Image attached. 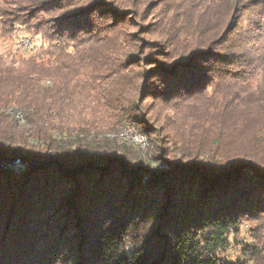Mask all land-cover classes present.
<instances>
[{
    "label": "trees",
    "instance_id": "1",
    "mask_svg": "<svg viewBox=\"0 0 264 264\" xmlns=\"http://www.w3.org/2000/svg\"><path fill=\"white\" fill-rule=\"evenodd\" d=\"M20 28L49 49L17 66L0 58V107H22L27 122L0 113V264H264L255 247L243 260L223 256L240 221L264 213V148L174 141L172 158L161 148L154 156L170 169L151 174L133 144L105 137L98 122L131 125L153 145L151 97L172 112L234 103L243 111L234 124L259 128L244 100L264 82V0H0L1 34ZM96 47L107 50L80 57ZM72 81L86 84L101 116L73 131L58 113Z\"/></svg>",
    "mask_w": 264,
    "mask_h": 264
},
{
    "label": "rangeland",
    "instance_id": "2",
    "mask_svg": "<svg viewBox=\"0 0 264 264\" xmlns=\"http://www.w3.org/2000/svg\"><path fill=\"white\" fill-rule=\"evenodd\" d=\"M160 9L161 7H158L156 12H160ZM42 49L48 50L49 43L41 35L31 37L29 33L22 28L16 30V32L10 36H3L0 32V58L6 62L16 63L17 66L21 64L23 60L38 54ZM106 50L107 49L98 47L91 49V51L85 49L80 53V55H82L80 57H98ZM70 52H72L71 56L75 59L76 52L74 50H71ZM70 72H72V70ZM69 74L61 72V74L59 73L58 75L63 78H67ZM85 85L86 84L80 81H72L68 86L69 92L74 93V96H71V99L66 100L68 104L63 110L61 109L58 112L64 117V121H61L67 130L73 131L77 128V126H79V124H85L87 122H91L93 119L101 118L100 115L96 114V110L93 109V97L89 98L86 96L87 93H85V91L81 93L82 89L86 88ZM138 85L139 89H142L145 84L142 80H139ZM148 85H151L150 88L158 86L154 80H150ZM258 85L259 86H254L250 89L248 95L245 97L246 99L244 100V103L246 102L245 104L253 107L254 111L250 114V117L254 118V120L255 118L264 119V82L259 83ZM45 86L50 88L53 84L51 81H47ZM65 93L66 92H64V95L68 96L67 93ZM30 96L33 100H47L50 97L49 95ZM70 101L73 103L71 104L72 107L69 106ZM232 104L233 105H228L227 102L226 105L228 109L219 110L222 112L212 111L211 104L208 102H203L199 105L186 104L177 112H172L170 111L168 105L159 103V101L148 97L143 103L145 111L144 115L150 119L151 125L156 128L159 134L156 137L158 139H152L154 140L152 145L149 143L147 137L143 135L148 141V146L145 149L133 145L127 146L141 153V156L145 159L147 165L152 170L151 174L170 169L167 163L160 161L159 159L156 160L154 156L157 157L155 152H158V149L161 148V150H170L171 155L169 157L172 158L174 155V141L180 144L178 145V148L183 147L192 151L199 149H219L222 152H228L230 154H233L236 147L240 144L244 145L245 148L248 149L264 148V136H259V131H261V127L264 124L259 125V128L257 125L254 126L255 124H253L252 121L249 123L247 121L244 123L241 121V124H234V121L237 119L236 114L242 110L235 107L236 104ZM0 113H3L6 116H11L20 127H26L27 122L25 118V110L22 107L15 105L0 107ZM51 113L54 121L56 120V122H59L57 121V117L55 115L56 112L53 111ZM19 114H22L23 121L19 119ZM98 122L104 124L100 128L104 130L103 135L105 137H108V135H116L123 128L122 127L117 132H113L106 125L108 122L106 118L102 121L103 123L101 120ZM45 126L47 127V125ZM216 133H220L222 135L221 139H218V144L213 143L214 141L211 138ZM253 135L255 136V139L252 137ZM54 136L59 137L60 134L54 132ZM158 154L161 155L159 152ZM15 164V168L22 167V162L20 160L16 161ZM254 247L261 252V257L264 259V213L257 217L250 219L245 218L240 221L238 232H234L233 235L230 236L228 250L223 254L224 259L229 262L243 260V248Z\"/></svg>",
    "mask_w": 264,
    "mask_h": 264
},
{
    "label": "bare ground",
    "instance_id": "3",
    "mask_svg": "<svg viewBox=\"0 0 264 264\" xmlns=\"http://www.w3.org/2000/svg\"><path fill=\"white\" fill-rule=\"evenodd\" d=\"M19 119L21 121H23L21 114H19ZM129 129L131 131H133L136 135H139L140 138H141V140H137L134 137H132L129 134ZM117 137L120 138V139H122V140H124V141H126V142H128V143H130V144L136 145V146H141L143 148H146L148 146L147 140L143 136H141L137 132V130L134 127H132V126H125V127H123Z\"/></svg>",
    "mask_w": 264,
    "mask_h": 264
},
{
    "label": "built area",
    "instance_id": "4",
    "mask_svg": "<svg viewBox=\"0 0 264 264\" xmlns=\"http://www.w3.org/2000/svg\"><path fill=\"white\" fill-rule=\"evenodd\" d=\"M129 134L132 136V137H134L135 139H137V140H141V138H140V136L139 135H136L133 131H131L130 129H129Z\"/></svg>",
    "mask_w": 264,
    "mask_h": 264
}]
</instances>
